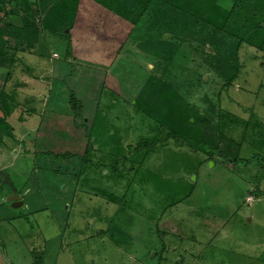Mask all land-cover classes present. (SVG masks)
<instances>
[{"label":"rangeland","instance_id":"1","mask_svg":"<svg viewBox=\"0 0 264 264\" xmlns=\"http://www.w3.org/2000/svg\"><path fill=\"white\" fill-rule=\"evenodd\" d=\"M218 4L228 10L233 0H219ZM111 16L92 0H81L74 36L79 32L84 36L81 32L87 31L88 22L93 34L109 33V24L114 21ZM147 24H139L131 36L121 27L119 35L109 39L111 49L105 51V55L117 53L130 62L124 66L135 77L131 83L128 81L131 88L126 96L106 89L94 102L96 64L89 54L85 61L75 55L78 64L70 66L71 72L78 69L80 74L58 82L50 80L47 61L37 66L36 60L41 59L34 55H26L23 66H19L23 74L12 71L11 88L13 84L19 86L20 79L29 80V74L35 86L34 90H24V94L9 92L11 88L6 87L16 101L17 111L8 121L14 130L0 133V264H22L19 253L26 254V247L34 249L31 255L34 253L38 259L36 264H264V167L260 160L264 158V48L258 50L250 41L240 44L236 52L237 77L224 89V80L207 65L206 53L212 48L207 50L197 39H185L184 55L181 53L183 56L169 66L164 64L158 69L147 61V53L138 48V43L156 35L147 36ZM163 38L170 40L171 34ZM45 43L55 63L74 62V54L66 56L64 40L47 35ZM84 51L77 55H86ZM124 66L119 65L120 73ZM77 78L85 88L82 93L90 90L92 98L79 94ZM125 83L122 81L120 88L124 89ZM165 83L174 85L207 118L198 125L208 135L209 146L222 149L225 160L217 154L211 157L174 144L150 155L129 150L143 139L163 141L164 128L155 120L151 105ZM52 89L56 107L51 109ZM71 93H77L81 109L76 123L68 101ZM41 96H45L46 104ZM43 103L49 106L46 110ZM57 111H69L65 114L64 132L53 138L43 132L37 152L34 139L41 116ZM84 117L90 120L83 126ZM221 124L226 136L237 144L220 145ZM86 149L89 162L77 170L72 165L74 160L46 155L67 153L77 155L81 161ZM34 151L38 155H32ZM235 154L249 162H239L234 167L229 161ZM37 170H41L38 175ZM70 171L75 180L72 186H68ZM5 178L10 183L5 184ZM28 179L37 183L40 191L52 186L64 192L62 199L68 203L61 211L69 220L67 250L57 254L54 242L43 253L42 239L33 233L28 236L32 229L38 231L37 227L47 237L57 234L44 210L28 222L17 216L16 220H3L25 212L11 209L5 191L12 192L11 186L19 189ZM33 192L38 196L35 207H43L41 193ZM100 229L105 230L104 241L97 236ZM21 234L23 242L18 236Z\"/></svg>","mask_w":264,"mask_h":264},{"label":"trees","instance_id":"2","mask_svg":"<svg viewBox=\"0 0 264 264\" xmlns=\"http://www.w3.org/2000/svg\"><path fill=\"white\" fill-rule=\"evenodd\" d=\"M80 1L0 0V133L11 131L7 119L16 101L6 92V85L11 78L17 54L28 53L48 57V44L45 43V38L51 35L64 40L67 44L66 56H72L71 31L79 15ZM92 2L101 11L112 15V20H119L121 27H125L130 36L139 24L148 23L147 36L156 35L138 43V48L147 53L149 57L147 61L153 62L158 69L164 64L171 65L178 57L183 56L186 50L183 44L188 39H197L200 44L207 46V50L212 48V52L206 53L207 65L224 80V89H228L237 77L239 68L236 63V52L240 44L250 41L258 50L264 48V0H233L228 10L218 4L219 0H92ZM97 17L99 19L101 16ZM38 18H42L40 24L37 22ZM146 18L149 22L145 20ZM109 26L110 32L104 33L103 36L107 39L117 37L119 27L116 24L112 27V23ZM169 33L170 40L164 39L163 36ZM161 86L151 108L155 110L154 116L157 117L155 120L164 128L163 141L143 139L137 147H130L129 150L136 153L143 151L144 155H150L160 147L166 148L174 144L175 147L202 151L211 157L217 154L225 160L227 156H222V149L218 146L211 148L208 135L198 125L200 122L205 123L207 118L192 106L174 85L165 83ZM68 101L76 123L81 109L74 93L69 95ZM222 117L223 114H220V120ZM224 132L221 124V134L218 136L220 145L237 144ZM170 140H173V143ZM88 152L86 149L81 161L77 155L67 153L47 152L46 155L55 159L74 160L72 165H75L77 170L82 164H88L86 158ZM260 160L264 167V158ZM229 162L235 167L239 162L248 163L249 160L241 159L235 154ZM189 196L190 194L187 197Z\"/></svg>","mask_w":264,"mask_h":264},{"label":"crops","instance_id":"3","mask_svg":"<svg viewBox=\"0 0 264 264\" xmlns=\"http://www.w3.org/2000/svg\"><path fill=\"white\" fill-rule=\"evenodd\" d=\"M112 22H113L112 23V27H113V24H116L119 27L118 31H117V33H119V31L121 30L120 29L121 28V22L119 20H116V19H114V21H112ZM88 23H87V26L88 25L89 26H88V28H86L87 31H82L81 32L84 36H81L80 32L76 36H74L75 32H73V31L77 28V26H75V25H74V29L71 31V41H72V44H73V50H72L73 53L72 54H74V56H73L74 57L73 58L74 62L72 64H69L68 61H66V62L65 61L64 62H56L55 63V61L52 58H50L49 56L48 57H42V56H38V55H34V54L18 53L17 56H16V60L14 62V65L12 67V71L16 69L15 71L18 70V74H23L21 72L22 70H20L19 66H21V67L23 66V62L26 59L25 58L26 55L27 56L34 55V56L38 57L39 59H41V60H36L37 63H38V64H36L37 66L38 65L40 66V63H39L40 61H42V60L47 61L46 63L48 65H50V69H49L50 80L58 82V81L66 80L67 78H69V76L72 77V75L76 76L77 74H80L82 71H78V69L75 72L73 71L74 73L71 72L70 71V69H71L70 66L75 65V63L77 62L76 56H77V58L85 61L87 54H89V55L92 56V58L90 57V59H93L91 62H94L96 64L94 66V68H93L94 75H95V78H96V79H94V84L96 85V87H95L96 90H95V92L93 91L94 102L96 101L98 95L99 94L102 95L103 92L106 89H108L109 91H115L116 94L120 93L121 95H125L126 96V93L130 92V88H131V84L129 85L128 81L129 82H130V80H131V82L134 81V77H135L134 76V72H129L124 66V65H127L128 63H130L128 58L127 57L124 58L123 56L120 57L121 55H117L116 56L117 53H115L114 55L112 53H111L112 55L111 54H106L105 55V53H106L105 51L108 48L111 49V46H112L111 40H109V39L107 40V38L105 36H103L104 34L101 35V34H99L98 31L94 32V34H93L91 32V27H90L91 23L90 22H88ZM106 32H108V31H106ZM85 33H90V34H85ZM114 38H116V37H114ZM48 48H50V47L48 46ZM83 49L84 50L86 49L85 50L86 51V55H84L82 57L78 56L77 53H80V52L84 51ZM118 56H119V58H118ZM42 62H44V61H42ZM46 63H45V65H47ZM32 64H34V63H32ZM76 64H78V63H76ZM36 65L34 67H37ZM119 65L124 66V72L123 73H120ZM117 66H118V68H117ZM30 67L32 69L34 68L32 66H30ZM78 72H80V73H78ZM118 75H119V77H118ZM27 77L29 78V80H27V81H26V79L25 80L20 79L21 81H19V83H20L19 86L11 84L13 86V88H11L9 86L10 85L9 81H11L10 80L11 78H10L9 81H8L9 83H7V85H6V87L8 86V87L11 88V89H8V91L12 92V93L19 91V93L21 92L22 94H24V93H27V92H23L24 90H29V89L34 90L33 88L35 86V84H34V82H35L34 80L35 79L30 74ZM35 78H37L38 80L39 79L43 80L45 78V76H44V78H41V77H35ZM77 80L79 81L78 78H77ZM124 80L126 82L125 83L126 87L124 89H122V88H120L121 87L120 84ZM76 87H78L77 89H78L79 94L82 93V87L83 86H82L81 81H79V83L76 84ZM18 88H20V89H18ZM83 89H85V88L83 87ZM9 92H7V93H9ZM50 92H51V94L53 96L51 98L52 100H51V106H50V108L52 109L53 106L56 107V104L54 103L55 97L53 95V92H54L53 89ZM50 92L47 93V94L49 95ZM75 94H77V93H75ZM82 94H83L85 99L92 98L90 90L89 91L86 90ZM113 95H114V92H113ZM44 99H45V96H41V100H43V102H44ZM84 102L85 101L83 100V103ZM44 103H43V109L45 108V110H46V108H48L49 106L45 105L46 103L45 104ZM99 103L100 102H98V104ZM83 106L85 108L86 105H83ZM16 109H17V107H14V108L12 107L11 114H13V111H17ZM18 109H21V108L18 107ZM89 112L91 114L92 113L95 114L94 111L92 112L90 110ZM68 113H69V111H66L65 113H61L60 112V114H59V111H57L56 113H50L51 115H49V116L47 114H45V113L42 116L40 115L41 116L40 124H39V128H38V130L36 132V136H35V139H34V145L36 146V149H37L38 144H39L38 141L43 139V138H40L41 134L43 132H46V134L48 136L51 135L50 137H52V138L53 137H58V134L62 133V131L64 132V129H65L64 128V124L66 123V122H64L65 114H68ZM11 114L8 116L7 122L9 121V118H10ZM14 114H16V112ZM96 114H98V113H96ZM16 118H17V120L20 119L19 116H17ZM83 119H85L84 120V124H86L87 120H90L89 117H84ZM8 125L11 128L10 132H12L14 130V127H12L9 124V122H8ZM78 128H83V127L79 126ZM23 134H26V132H23ZM22 138H23V135H22ZM14 145H16V144H14ZM37 152H38V149H37ZM37 152L34 151L32 153V155H38ZM60 153H62V152H60ZM16 154H17V152H16ZM25 156H27L26 153H25ZM40 172H41V170H37L35 173H36V175H38ZM1 173L2 172H0V174ZM54 173H56V172H54ZM72 177L73 176H72L71 171H70L68 186H70L71 183L73 184L72 181H75L74 179H71ZM3 182L5 184H6V182L10 183V181H8V179H6V178L4 179ZM32 183L33 182H30V180L28 179L25 182L23 181V183H21V187L19 189H16L14 186H11L12 192L9 191V190H6V191L4 190L5 192H7L6 193V197L9 196V198H10L11 196L17 194V195H19L22 198L21 199L22 206L18 207V208H13L12 204L7 200V203L9 204V206L11 205V209H13L14 211L23 209V210H25V212L24 213H20L19 216L15 215V216L5 217V218H3V220H5V219L6 220L7 219L16 220V216H17V218H19L20 221H24V222L27 221L28 222L31 219H35V217L40 214L39 212L44 210V213H48L49 214V216H47V218L49 217L48 219L51 221L52 227L54 228V230L56 231L57 234L48 235V237H47L45 235V233L43 232V230L40 227H37L38 229L37 228L36 229L38 231L35 232V230L32 229V232L30 231V234H28V236H31V234L33 233V234H35V236L37 238L42 239L43 246H44V249H43L44 251H42L43 253L45 252V249H47V248L50 249V247H52L54 242H56L57 244H56V246H54V249L57 251V254H58L59 252L63 251L65 248H66V250L69 248V242H67L65 240V235L67 233V229L69 228V220L66 219L65 215L61 211V209H64V207L67 205L68 201H65V200L62 199L63 198L62 194L64 192L61 193L60 189L58 190L55 187L46 186V188H49V189H47L45 191H40V187H38V184L37 183L36 184L35 183L32 184ZM64 188L66 189L67 186L64 187ZM35 190H37L36 193H38V192L41 193L40 195L43 197L42 198V197L39 196L40 203L44 205L43 207H40V208L39 207L38 208L35 207L36 203L38 201V199H37L38 196H35L36 194H34V192H33ZM51 200H54V202H52ZM43 201H45V202H43ZM48 209H53V212L50 213ZM41 213H43V212H41ZM38 235H39V237H38ZM104 235H105V230H103V229H100L97 232V236L100 239H102V241H104V238H105ZM18 236L21 238V241L23 242L24 238H25L23 236V234L18 235ZM18 246L19 245L16 244V249H17ZM11 247H13V245ZM27 248H28V252H26V254L24 252L22 253V255L19 253L18 260H20V262L22 264H36L38 262V259H35L33 257L34 253H33V255H31V253L34 252L33 247H32L33 251H31V249H29L31 247H26V249ZM17 251H18V249H17ZM30 255H31L32 258L30 257ZM29 257H30V260L28 259Z\"/></svg>","mask_w":264,"mask_h":264},{"label":"water","instance_id":"4","mask_svg":"<svg viewBox=\"0 0 264 264\" xmlns=\"http://www.w3.org/2000/svg\"><path fill=\"white\" fill-rule=\"evenodd\" d=\"M167 36H165L166 38ZM211 51V50H210ZM21 197L17 194L11 196L8 201L12 204L13 208H18L22 206Z\"/></svg>","mask_w":264,"mask_h":264}]
</instances>
